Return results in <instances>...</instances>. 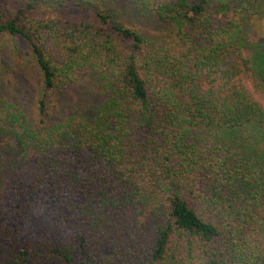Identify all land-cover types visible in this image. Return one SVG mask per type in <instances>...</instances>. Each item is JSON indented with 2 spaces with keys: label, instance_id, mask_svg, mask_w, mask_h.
<instances>
[{
  "label": "trees",
  "instance_id": "16d2710c",
  "mask_svg": "<svg viewBox=\"0 0 264 264\" xmlns=\"http://www.w3.org/2000/svg\"><path fill=\"white\" fill-rule=\"evenodd\" d=\"M5 1L0 35L40 84L32 114L0 102V264H264V39L246 29L264 0H132L156 41L113 20L118 0H49L90 16L35 22ZM83 75L104 98L52 118ZM36 211L58 235H26Z\"/></svg>",
  "mask_w": 264,
  "mask_h": 264
},
{
  "label": "rangeland",
  "instance_id": "374dc122",
  "mask_svg": "<svg viewBox=\"0 0 264 264\" xmlns=\"http://www.w3.org/2000/svg\"><path fill=\"white\" fill-rule=\"evenodd\" d=\"M9 2L5 1V5ZM31 8L27 10V20H50L78 18L87 19L88 10L76 11L73 8L62 7L49 0H12V5ZM12 7V6H11ZM11 10V9H10ZM132 0H118L112 7L113 20L137 28L145 37L156 41L164 30V25L151 17H142ZM113 12V13H112ZM26 20V21H27ZM246 29L255 38L264 39V18L256 16L246 25ZM40 84L30 52L23 41L0 35V102L7 100L22 106L26 113L32 114L33 103ZM255 99L264 108V91L251 88ZM105 94L89 75H83L73 83H64L55 88L48 98V109L52 118L68 116L72 112L85 111L91 113L95 106L104 98ZM26 235L56 236L59 232L52 226L46 214L32 212L26 219ZM42 264H63L56 259H49Z\"/></svg>",
  "mask_w": 264,
  "mask_h": 264
}]
</instances>
